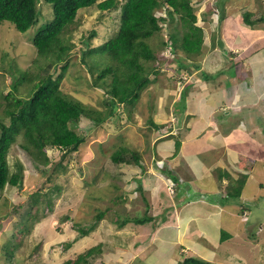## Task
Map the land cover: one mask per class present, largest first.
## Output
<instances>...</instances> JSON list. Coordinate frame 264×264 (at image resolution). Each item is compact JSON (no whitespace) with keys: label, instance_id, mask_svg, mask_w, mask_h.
Returning <instances> with one entry per match:
<instances>
[{"label":"rangeland","instance_id":"374dc122","mask_svg":"<svg viewBox=\"0 0 264 264\" xmlns=\"http://www.w3.org/2000/svg\"><path fill=\"white\" fill-rule=\"evenodd\" d=\"M39 1V6L43 4V21L25 33L17 32L7 22L0 24V118L7 103L4 96L10 92V74L6 70L12 68L11 64L13 70H16L14 65L25 69L30 64L35 55L32 38L37 28L51 19V6L43 0ZM124 1L118 0L119 5ZM195 1L197 25L203 29L204 45L206 44L203 53L192 55V59L187 60V66L178 69L172 61L173 55L169 54V49L161 46L168 31H162L149 39L154 51L156 50V59L148 62V66H160L157 67L158 74L150 76L152 82L140 91L130 115L125 111L119 114V110H116L110 116L106 92L92 85L97 75L95 76L94 72V78L91 77L88 68L81 62L82 41L91 32H95L94 37L90 39L91 47L101 45L111 37V33L117 31L120 18L117 20L114 11L101 12L97 8L77 14L76 21L62 35L63 43H70V50L66 58L68 69L59 89L84 111L85 116L75 131L85 137V142L77 153L68 155L63 161H60L58 150L47 148L46 154L50 161L45 168H48L49 173L55 170L48 179L45 178L43 167H34L29 156L20 151L17 146L21 142L20 138H17V144L9 148L6 159L9 171L16 174L21 165L23 182L21 186L5 187L0 197V223L4 225L0 228V264H5L4 246L14 231L13 225L19 220L18 214L24 211V208L20 209L18 206H24L28 199H32L31 195L38 193L37 190V204L33 208L36 214L34 224L27 234L20 232L14 237L18 243L14 264H63L98 244H103L101 256L104 257V264H180L188 254H196L207 260L214 258L217 264H264L260 259L263 253L259 254L262 251L261 246L264 247V202L261 201L260 207L256 209L250 204L252 198L240 194L238 197L227 196L226 200H220L212 206V209L220 207V212L224 209H230L228 211L232 212L233 208H239L242 204L253 210L256 220L253 219L254 216H249L242 224L244 232L239 234L234 228L224 225H219L218 231H213L209 227L214 228L213 223H216L209 214H204L208 218L200 227L195 214L199 205L206 204L188 200L192 190H219L220 182H216L218 172H227L231 180L236 179L245 161H251L250 154L255 159V168L249 170L244 167L245 171L251 174L248 180L264 181V146L259 143L264 141V55L255 54L254 50L246 51L251 44L264 51V37L260 41H254V28L245 25L241 18V14L246 10L253 14V18L264 17V0ZM206 9L213 12L204 15ZM156 14L159 15V12ZM220 14L222 20L219 21ZM261 26L264 30V25ZM229 37L233 38V44L236 38V43L245 47L242 53L235 56L230 52L226 53L227 49H230L226 43ZM232 59L239 61L238 64ZM179 60L183 61V57L180 56ZM191 61L197 63L200 70H195L190 64ZM58 67L48 71L52 73V79L59 73ZM201 73L206 76L204 80L215 81V89L221 88L217 84L219 81L225 77L229 79L231 88H226L222 95L217 93V101H222L224 97L232 99L240 91L238 97L242 102L237 101L244 105L237 115L234 111H229L228 116L234 119L239 131L243 132H238L236 137L228 135V145L220 141L221 145L216 147L217 143H212L215 145V154L211 159L216 160L212 165L213 173L207 170L204 172L205 161L191 168L192 162H189L187 154L179 151L173 156V140L162 138L152 143L157 133L147 126L155 104L157 115L160 117H157L158 123L168 124L171 119L168 117L170 110L166 107L167 96H172V102H177V98L179 101L182 83L194 77L201 79ZM19 75L14 74L12 82H15ZM241 76L243 79L236 82L237 77ZM198 88L192 93L186 91L189 107L191 102L192 106L199 104V96L203 93H198ZM26 94V85L22 84L16 97H24ZM182 94L185 95L184 91ZM254 101L256 103L250 105ZM184 122L185 120L180 118L178 124ZM253 123L257 125L252 130L250 126H253ZM241 133L243 136H240ZM204 140L205 138L203 143L197 146L205 145ZM120 147L138 153L142 162L141 168L133 164H119V167L113 166L110 171V155ZM206 147L212 149L208 145ZM208 153L209 151L203 152L201 158L206 157ZM173 157L175 158L172 159ZM216 168L221 171H215ZM163 169L177 174L182 182L189 183L191 187L186 186V192L181 186L175 189ZM196 172H200L198 178ZM213 176H216L217 180H214ZM210 177L212 179L209 180ZM138 179L147 185L146 191L139 192ZM226 183L225 180L224 184ZM252 185L246 195L257 191ZM206 207L210 211L209 207ZM14 209L19 213L9 218L8 215ZM99 212H104V216L97 221ZM143 215L151 217L152 221L145 225L127 223L122 227L118 226L125 218ZM224 218L225 214L222 215L223 221ZM227 218L237 222L234 217ZM93 225V230L81 236V229H88ZM236 226L239 228L240 224L236 223ZM258 228L261 232L253 238L251 234ZM221 229L232 234L230 239L222 243L218 240ZM190 240L200 242L203 246H189ZM66 243L71 245L66 247ZM202 247L212 251L211 254L205 252Z\"/></svg>","mask_w":264,"mask_h":264},{"label":"trees","instance_id":"16d2710c","mask_svg":"<svg viewBox=\"0 0 264 264\" xmlns=\"http://www.w3.org/2000/svg\"><path fill=\"white\" fill-rule=\"evenodd\" d=\"M39 2V0H0V24L7 22L17 32L25 33L32 26L43 21L44 9L41 7L43 4L39 6ZM43 2L51 6V19L37 28L32 38L35 52L33 59L25 69H19L17 65H14L16 70H13L11 64L12 68L6 70L10 74V92L4 96L7 103L6 108L3 109V117L0 118V197L5 187L21 186L23 182L21 165H19V171L14 174L10 173L6 162L7 152L12 145L17 144V138L21 140L17 145L20 151H24L29 156L34 167H43L46 179L55 173V170L49 173L48 168H45L50 161V157L46 154L47 148L58 150L60 161H63L68 155L77 153L85 142V137L75 131L78 123L85 116L84 111L59 89V84L68 69L66 58L70 50V43H63L62 35L76 21L78 13L97 8L101 12L114 11L117 14V20L120 18L117 31L111 33V37L104 43L91 47L90 39L95 35V32H91L82 41L83 48L80 49L81 62L88 68L91 77L94 78V72L95 76L97 75L92 85L106 92L110 104V116L116 110H119V114L125 111L130 115L140 91L152 82L153 79L150 76L154 77L158 74L157 67L160 64L148 66V62L156 59L154 55L156 50L154 51L149 39L162 31H168L161 46L170 48L169 54L173 55L172 61L178 69L185 68L188 64L187 60H191L192 55L203 53L206 46L203 29L197 25L195 0H125L120 5L118 0H43ZM157 11L162 13L156 16ZM211 12L213 10L206 9L203 14L208 15ZM252 15L247 10L243 11L241 18L245 25L254 26L264 22V17L253 18ZM220 20H222L221 14ZM180 56L183 57V61L179 60ZM190 64L195 70L200 69L194 61ZM57 67L59 73L52 79V73L48 71L50 68L56 70ZM18 73L20 74L18 79L12 82L14 74ZM203 77L206 78L204 73ZM99 81L101 83H98ZM22 84L26 85L27 94L24 97H16ZM190 84L185 85V88L180 91L181 97H179L177 109L187 108L186 91L192 86L186 88ZM168 91L172 90L168 89ZM167 97L168 106L172 96ZM156 105L151 113L152 117L150 114L148 118L147 126L156 133H162L165 123H158ZM179 145L180 142L176 141L173 156L179 152ZM254 163V161H247V166L251 168ZM109 164L110 171L113 166L119 167V164H133L139 168L142 166L138 153L124 147L116 149L110 155ZM217 170L219 168L215 169ZM163 171L175 189L181 186L184 192L187 191L185 189L186 186H190L189 183L182 182L172 171L164 169ZM247 174L249 173L241 174L231 180L227 172H218L216 182L217 184L220 182L219 190L212 192L206 189L192 190L188 200L215 204L220 200H226L227 196L238 197L245 186ZM224 180L227 181L226 185ZM137 184L139 192H144L148 188L141 179H138ZM257 187L256 193L247 195L252 197L250 204L256 209L260 207L261 201L264 202V181H259ZM37 191L38 193L31 195L32 199H28L24 206H18L20 209L24 208V211L19 213L14 209L8 215L12 218V215L20 214H18L19 220L13 225L14 231L4 246L5 264H14V255L18 246L14 240L16 234L28 232L34 224L36 214L33 208L37 204L39 190ZM243 212H246L245 216ZM236 214L241 218V226L249 216H254L253 219L256 217L253 215V210L243 204ZM103 216L104 212H99L96 220H100ZM151 221L152 218L146 215L128 217L119 222L118 226L122 227L127 223L145 225ZM3 226L1 224L0 228ZM94 227L95 225L88 229H81V236L86 235ZM251 236L253 237V234ZM230 237L229 232L221 229L218 240L222 243ZM70 245L71 243H66V247ZM102 245H95L74 258L66 260L63 264H104V257L101 256ZM262 261L264 263V259ZM180 264L217 263L214 258L207 260L196 254H188L183 257Z\"/></svg>","mask_w":264,"mask_h":264},{"label":"crops","instance_id":"0c3cea01","mask_svg":"<svg viewBox=\"0 0 264 264\" xmlns=\"http://www.w3.org/2000/svg\"><path fill=\"white\" fill-rule=\"evenodd\" d=\"M261 25H264V23L260 22L258 24H255L254 26H252L254 28V33L256 34V38H254V41H255V39H256V41H260L264 37V30L262 29L263 26H261ZM225 26L226 25L224 24L223 27H225ZM232 42H233L232 37H229L228 39H226L227 46L230 47V49H227L226 53L230 52L235 56V55H238V53H242L244 51L245 47L239 46V43H236V38H235L234 44ZM251 45H253V44H251ZM251 45L246 48V51L249 50L250 52H252L254 50L255 54L262 53L264 55L263 50L258 49V47H254V45L253 46H251ZM255 48H256V50H255ZM212 52H214V51H212ZM232 60L235 62V64H238V61L236 59H232ZM240 61H241V59H240ZM243 64H244V62H243ZM241 70H242V68H241ZM201 74L203 76V73H201ZM204 79L205 78L200 79V78L194 77V79L187 80L182 84L183 86H185V85H188L191 83L186 88V89H188L189 87L192 86L188 90L191 93L195 92L196 88L199 87L197 92L198 93L202 92L203 94L201 96H199L200 99H199L198 105L192 106V102H191L190 107H189V103H187L186 109H177V107H178L177 106L178 98H177V102H172L170 99V103L168 104V106L166 104V107H168V110H170V114L168 115V117H170V119H171L172 133L177 134V137L181 143L180 153L187 154L189 162H192L191 166L189 163V166L191 168L192 167L194 168L195 164H198L199 162L201 163V162L205 161L204 164L206 166V169L204 170V172L207 170L208 172L211 171V173H213L212 165L215 164L214 161H216V160L211 159V157H213V155L215 154V152L213 151V149L215 148V145H213L212 143L213 142L217 143L216 147L221 145L220 141H222L223 144L228 145V135L232 134L233 136L236 137L238 132H243V131H239V128L235 124L234 119L230 118L228 116L230 115L229 111H234V114L237 115V113L239 111H241V109H242V107H244V105L241 103L242 102L241 98L238 97V95L240 94V91H238L237 95H235V97L232 99H227L224 97L222 101H217V93L222 95L223 91L226 88H229V87L231 88V85L229 83V79L227 77H225L222 81H219L217 83L221 86V88H219V89L214 88L213 83H215V81L204 80ZM242 79H243L242 76L237 77L236 82H239ZM210 86H212V87L209 88ZM169 92H173V90L169 91ZM241 93H243V92H241ZM262 93H264V84L262 85ZM237 100H239L241 102L239 103ZM255 103H256L255 101L251 102L250 105L255 104ZM227 108H232V110L227 109ZM191 112H192V114H190ZM157 117L160 118L158 115H157ZM180 118H183V120H185L184 124H182V123L178 124V121ZM232 120H233V122H232ZM256 125H257V123H253V126L251 125L250 128L253 130V127H255ZM252 130L250 131L251 133H252ZM240 136H243V134L241 133ZM203 138H205L204 141L206 144L201 146V147H198L197 146L198 144L203 143V141H202ZM259 143H260V145L264 146V141L263 142L260 141ZM206 145H208L212 149L209 150L206 147ZM205 151H209L208 155L204 158H201L200 155ZM208 156H209V159L207 160ZM249 159L251 161L255 162V159L252 157L251 154L249 156ZM217 161H219V160H217ZM247 161L248 160L245 161L242 171L238 172L237 176H240L241 174L247 173L245 171L244 167L248 168L249 170H251V169L253 170L255 168L254 165L251 168H249L247 166ZM240 165H243V164H240ZM196 174H197V178H198V176L200 175V172H196ZM250 176H251L250 173L247 174L246 183H245V186H244L242 193H241V194H243V196H246V197H247L246 192H247L248 188L250 187V185L253 184L252 187H254L256 190H258L257 184L260 181V180H256L253 182L252 180H248V178ZM213 177L215 178L214 180H217L216 176H213ZM210 179H212V178L210 177L209 180ZM212 183L214 184L215 182H212ZM210 192H212V191H210ZM194 203H197V202H194ZM199 204H202V203H199ZM205 204L206 205H204V206L199 205L200 207H198L196 214H195V216H196L195 219L197 220V223L200 227L203 226V222L208 218V216L204 215V214H209L211 216L212 221H214L217 225L216 226L213 223L214 228L209 227L213 231H215V229L218 231V229H219L218 226L224 225V227L228 226L230 228H234L236 230V232L239 234L244 232L243 227L240 224L241 218H239L236 214V212L239 208H233V210H231L232 212L228 211L230 209H228V210L224 209V211L220 212V209H219L220 207H218V206H216V209H212V206L215 205L214 203H206L205 202ZM206 206L209 207L210 211H208ZM224 214H225V218H224L225 221L222 220V215H224ZM227 216L228 217L231 216V217L236 218V220H237L236 223L240 224V227L238 228L236 226V223H234L233 220L232 221L228 220ZM254 220H256V217L254 218ZM258 227H260V225H258ZM260 232L261 231L258 228V230H256V236H258L260 234ZM214 238H212V239H214ZM263 240H264V234H263ZM188 243H190V244H188L189 246H191L192 244L196 245V246H203V244H201L200 242H196L194 240H190V241H188ZM203 249L205 252H208L209 254H211V252H212L206 248H203ZM263 255H264V253L262 255H260L261 258L259 255L258 256L260 259L263 260L264 259V257H262Z\"/></svg>","mask_w":264,"mask_h":264},{"label":"clouds","instance_id":"9594fccd","mask_svg":"<svg viewBox=\"0 0 264 264\" xmlns=\"http://www.w3.org/2000/svg\"><path fill=\"white\" fill-rule=\"evenodd\" d=\"M157 12H159V15L162 13V12H160V11H157ZM156 12V13H157ZM156 16H158L157 14H156ZM168 49H169V51H170V48L169 47H167ZM199 68H200V66H199ZM195 69V68H194ZM200 70V69H199ZM202 78H205V77H203L202 76ZM185 82V81H184ZM183 82V83H184ZM182 83V84H183ZM183 86V85H182ZM184 88V86L182 87V89ZM179 94H180V92H179ZM3 117V116H2ZM156 139H155V137L153 138V140H152V143L154 142V140L156 141L157 139H167V140H173V141H178V142H180L179 141V139H178V137H177V134L176 133H172V124H171V120H170V122L167 124V123H165V128H164V130H163V132L162 133H157L156 135ZM165 142V141H164ZM175 142H174V145H175ZM180 146H181V143H180V145H179V151H180ZM11 148V147H10ZM174 149H175V147H174ZM174 152H175V150H174ZM179 153V152H178ZM174 154V153H173ZM175 157H173L172 159H174ZM6 159H7V155H6ZM7 162V161H6ZM8 166V165H7ZM245 214H246V212H243V216H245ZM246 221V220H245ZM255 235H256V231L254 232V234H253V238L255 237ZM261 250L262 251H260L259 252V254H262V253H264V247L263 246H261ZM17 252V251H16ZM262 257H264V255L262 256Z\"/></svg>","mask_w":264,"mask_h":264}]
</instances>
